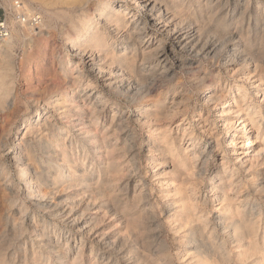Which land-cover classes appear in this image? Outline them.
Wrapping results in <instances>:
<instances>
[{"label": "bare ground", "instance_id": "bare-ground-1", "mask_svg": "<svg viewBox=\"0 0 264 264\" xmlns=\"http://www.w3.org/2000/svg\"><path fill=\"white\" fill-rule=\"evenodd\" d=\"M35 4L42 12L37 26L16 18L0 43V147L21 123L13 141L16 177L43 216L26 222L29 209L0 154L1 186L10 193L9 207L18 205L21 214L0 218V264L18 258V264H174L164 214L182 249L180 261L188 258L183 264H264V107L241 87L232 93L229 112L241 121L244 148H255L248 169L226 156L218 161L223 149L213 136L204 143L193 132L180 138L171 130L191 102L175 69L194 77V88L209 87L200 102L210 108L224 106L234 89L216 75V64L264 81V0H28L22 12L36 16L29 7ZM24 30H58L67 46L55 91L32 97V106L18 101L11 108L15 78L8 72ZM207 110L200 109L201 118ZM229 120L225 130L237 147ZM136 125L148 130V162L168 168L158 173L169 188L162 192L164 206L145 188ZM184 138L191 145L182 150ZM45 217L66 223L70 236ZM105 223L109 228L102 229ZM7 240H26L19 257L3 249Z\"/></svg>", "mask_w": 264, "mask_h": 264}, {"label": "rangeland", "instance_id": "rangeland-1", "mask_svg": "<svg viewBox=\"0 0 264 264\" xmlns=\"http://www.w3.org/2000/svg\"><path fill=\"white\" fill-rule=\"evenodd\" d=\"M12 2L13 1L11 0H0V16L8 20L10 28L12 24L14 23V21L17 20L16 17L14 16L16 9L15 7H12ZM17 2L18 4H24L28 2V0H19V1L17 0ZM29 7H32L34 9V12L37 14L39 18L40 16H42V12L40 8L37 7L36 4L29 6ZM25 23L27 22L25 21ZM23 32H24L23 33L24 40L15 47V49L13 50V54H12L13 55L12 60L14 62V69L8 72L13 76V78H15L13 79L14 82H13V90H12L14 92H12V95L9 99V107L11 108H13L18 103V101H21L22 103L24 102L25 104L32 106L33 105L32 100H31L32 97L38 96L40 98L41 97L44 98V96L47 97L49 96L50 93L55 91L56 87L59 85L58 81H60L58 79L59 77L58 58L59 57L61 58L63 56V51L65 47L67 46V44H64L66 41L64 40L63 36H60L58 34V30L57 31L56 30H51V31L45 30L44 33L40 35L38 34V32H35V33L29 32L28 34H27V31L25 30ZM203 67L206 70L207 69L213 70L212 68L208 66V64L206 65L203 64ZM236 70L237 68H235V70L232 73L226 72L223 66L216 64V72H215L216 75L219 73L221 74V77L224 80L227 78L228 82L233 84L234 89H229L227 91L229 95L225 100L226 104L224 106H218V107L212 106L210 108L207 106H203L202 102H200V100L204 96V92H206L209 87L202 86L199 89H197V87L195 86L194 88V80H195L194 77L188 76L186 74H182L178 69H175V72H176L175 82L182 83L184 88H188L190 90L189 97L191 98V102L189 103L190 106L188 107V110L186 111V113L183 115L182 114L179 115L174 120V122L171 125V130H172V135L174 137L180 136V138H183L185 131H187L188 133L193 132L195 135H200L204 143H207L208 141L211 140L210 135L213 136L216 141L218 140L221 142L222 149H223L222 151H224V152L220 151L219 153L216 154V158L218 159V161H221L223 157L226 156L230 164L233 166L235 165L236 168L240 167L239 165L240 162L238 161L240 160L246 163L243 166V168L248 169L250 168V158L253 156L252 151H254L255 148H253L252 150H247V148H244L245 146H247L248 138L245 137V133L244 134L241 133V127L237 128L241 121L238 120V114L232 115V112H229L230 108L232 107L230 104H233L232 102H234L232 99L235 94L232 95V93H238V87H241L243 88V92L248 93V96L251 102H253L256 106L258 105V106L264 107V81L261 83L259 82L258 78H254V76L252 75L251 82L254 83V85L250 86L251 82L247 80V75L244 74L243 71L238 72ZM222 84H224L223 80H222ZM157 94H158L157 92L154 93L152 97L153 98L156 97ZM201 108L208 109L207 112L205 111L203 112L204 117L202 118L199 113ZM232 109L234 112L237 111L236 107H233ZM33 110L34 109H31L30 113H33L34 112ZM127 110H130L131 112H133V109H127ZM230 118L231 120L229 121H231L236 126L232 131L237 132V135H239V138L237 141V147L230 145L229 142L232 139L229 138V134L225 130L224 121ZM0 120L2 121L1 123L4 125L5 124L4 123L5 114H2L0 116ZM1 123H0V126H3ZM19 125H20L19 129L15 130L12 137L9 138L8 141L6 142V145L5 146L3 145V147H0V154L5 155L6 158L4 159V162L8 165L9 168H11L10 177L12 178L14 182L13 183L14 189H16V192L20 189V201L25 202V207L26 208L28 207L29 209L25 215L26 222L28 223L33 218H36V217H37L36 219L38 218L41 219V217L43 216V213L38 212V210L32 205V203L29 202L30 200L26 199L25 197L26 189L24 187V183H20V179L16 177L17 171L15 170V167H14L15 165L13 164V156L17 153V150L13 148L14 147L13 141L15 140L17 134L21 136V133L23 132L22 124L20 123ZM135 129L139 135V138L137 139V145H140L141 147H143L141 151V156L139 159V169L144 174L145 179H146L145 188L146 190L152 193L153 197L155 198L153 201L154 202L156 201L155 203H160L161 206H164L167 199L163 200L162 192L166 191L169 188L166 182L164 183L160 182L161 180H164V179L162 176L158 175V173H167L168 168H159V167L156 169L153 168V165H151L148 162L149 153L147 152L148 151L147 145L144 143L145 141H143L144 138L147 139L148 137V130L146 128L141 127L140 125H136ZM259 138H261V136ZM188 139L189 138L187 139L184 138V140L181 142L182 150L183 148L187 149L189 145H191ZM259 149L260 148L258 147L257 150ZM246 153H248V155ZM261 168L264 169V166H262ZM2 183L3 181L1 177V171H0V218L6 219L7 217L10 216L11 221H13L14 218L20 217L21 214H17L16 209L18 205L15 206L13 209L9 207L7 198L9 197L10 193L8 190L5 189V187L1 186ZM216 212L217 211L214 210V214ZM45 220L48 221V223L51 224L52 226H55L53 223H56L57 229H58L57 232L60 233V235H64V237L70 236V230H69L70 228H68L66 223L62 221L57 222L56 220L51 219L49 217H45ZM161 223H162V226L164 227L165 233L168 234L166 237L168 238V247L170 250V254L172 255L174 259V264L185 263V261L188 258L180 261L179 254L182 253V249H180L178 245L174 244L173 234H172V231L167 221V214H164L162 216ZM1 226L2 225L0 224V227ZM103 227L104 228L102 229L109 228V223L108 224L105 223ZM53 231L54 229L52 230V232ZM67 232L69 233L66 234ZM27 234L28 235H26L27 236L26 240L30 241V238H34V235H32V232H28ZM26 240L25 241L24 240L13 241V242L10 240L12 244L8 240L7 242L4 241L3 243L5 244L8 243V244H6L3 247V249L4 250L9 249L10 252H12V254L16 252L17 257H19L18 253L19 252L21 253L20 251L21 248L22 249L25 248ZM19 260L20 259L18 258L16 262L17 264L19 263L18 262Z\"/></svg>", "mask_w": 264, "mask_h": 264}, {"label": "built area", "instance_id": "built-area-1", "mask_svg": "<svg viewBox=\"0 0 264 264\" xmlns=\"http://www.w3.org/2000/svg\"><path fill=\"white\" fill-rule=\"evenodd\" d=\"M16 6V10L17 12H15V17L19 20V21H22V23H25V21L28 19L30 20V22H32V26L36 27L37 24H38V20H39V17L36 15V16H28L26 14H24L22 12V4H18V2H16L15 4ZM11 33V28L9 26V22L8 20H6L5 18L1 17L0 16V43H2L5 39H7L9 37Z\"/></svg>", "mask_w": 264, "mask_h": 264}]
</instances>
